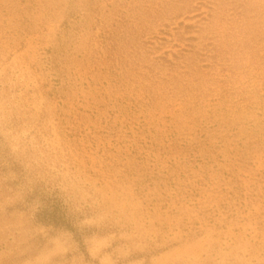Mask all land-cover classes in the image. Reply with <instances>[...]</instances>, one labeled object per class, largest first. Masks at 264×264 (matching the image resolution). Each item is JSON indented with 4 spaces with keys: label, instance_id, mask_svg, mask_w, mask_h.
Returning a JSON list of instances; mask_svg holds the SVG:
<instances>
[{
    "label": "rangeland",
    "instance_id": "1",
    "mask_svg": "<svg viewBox=\"0 0 264 264\" xmlns=\"http://www.w3.org/2000/svg\"><path fill=\"white\" fill-rule=\"evenodd\" d=\"M0 264H264V0H0Z\"/></svg>",
    "mask_w": 264,
    "mask_h": 264
}]
</instances>
